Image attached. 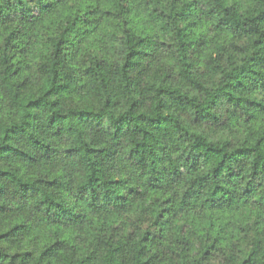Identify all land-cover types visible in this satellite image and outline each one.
I'll return each mask as SVG.
<instances>
[{
  "label": "trees",
  "instance_id": "16d2710c",
  "mask_svg": "<svg viewBox=\"0 0 264 264\" xmlns=\"http://www.w3.org/2000/svg\"><path fill=\"white\" fill-rule=\"evenodd\" d=\"M0 264H264V0H0Z\"/></svg>",
  "mask_w": 264,
  "mask_h": 264
}]
</instances>
